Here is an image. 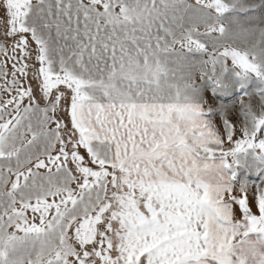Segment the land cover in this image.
I'll list each match as a JSON object with an SVG mask.
<instances>
[{
    "label": "snow or ice",
    "instance_id": "obj_1",
    "mask_svg": "<svg viewBox=\"0 0 264 264\" xmlns=\"http://www.w3.org/2000/svg\"><path fill=\"white\" fill-rule=\"evenodd\" d=\"M0 264H264V0H0Z\"/></svg>",
    "mask_w": 264,
    "mask_h": 264
}]
</instances>
